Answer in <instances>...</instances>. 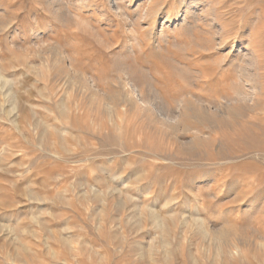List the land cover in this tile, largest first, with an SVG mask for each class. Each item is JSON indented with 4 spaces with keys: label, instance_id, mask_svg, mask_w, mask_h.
Returning <instances> with one entry per match:
<instances>
[{
    "label": "rangeland",
    "instance_id": "1",
    "mask_svg": "<svg viewBox=\"0 0 264 264\" xmlns=\"http://www.w3.org/2000/svg\"><path fill=\"white\" fill-rule=\"evenodd\" d=\"M56 1L0 0V264H264V0Z\"/></svg>",
    "mask_w": 264,
    "mask_h": 264
},
{
    "label": "bare ground",
    "instance_id": "2",
    "mask_svg": "<svg viewBox=\"0 0 264 264\" xmlns=\"http://www.w3.org/2000/svg\"><path fill=\"white\" fill-rule=\"evenodd\" d=\"M51 1V3H54V2H57L56 0H50ZM0 81L2 82V81H6L5 80V78L3 77V76H1L0 75ZM132 91H133V93H134V95L136 94V101L137 102H139L140 103V105L145 109H154V112L156 113V114H159V115H162L165 119H167V120H169V121H171L172 119H173V117L171 118L169 115L170 114H168L167 113V111H165L163 108H161V107H159V106H157V107H155V106H150V103H149V100H147L146 98H144L143 96H141L139 93H138V90L135 88V87H132ZM171 116H173V115H171ZM177 117H175V119H176ZM174 120V119H173ZM135 257H137L136 258V260H138L139 259V261H138V263L139 264H143V258H140V256L141 255H138V254H135L134 255ZM143 257V256H142ZM135 259V258H134ZM136 263V261H134V264Z\"/></svg>",
    "mask_w": 264,
    "mask_h": 264
}]
</instances>
